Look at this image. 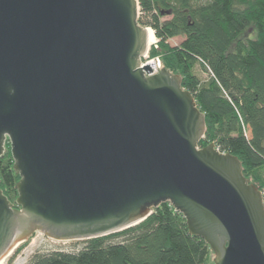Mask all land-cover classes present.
<instances>
[{
	"label": "water",
	"instance_id": "obj_1",
	"mask_svg": "<svg viewBox=\"0 0 264 264\" xmlns=\"http://www.w3.org/2000/svg\"><path fill=\"white\" fill-rule=\"evenodd\" d=\"M139 0H0V263L42 232L87 240L170 203L215 264H264V195L211 143L183 78L142 66Z\"/></svg>",
	"mask_w": 264,
	"mask_h": 264
},
{
	"label": "trees",
	"instance_id": "obj_2",
	"mask_svg": "<svg viewBox=\"0 0 264 264\" xmlns=\"http://www.w3.org/2000/svg\"><path fill=\"white\" fill-rule=\"evenodd\" d=\"M140 23L159 40L150 57L182 76L205 114L200 147L237 156L264 195V0H139ZM183 40L176 46L169 41ZM200 67L207 75L197 74ZM0 157V189L15 208L20 176L10 144ZM74 250L35 254L29 264H213L214 251L164 203L141 223L81 240Z\"/></svg>",
	"mask_w": 264,
	"mask_h": 264
},
{
	"label": "rangeland",
	"instance_id": "obj_3",
	"mask_svg": "<svg viewBox=\"0 0 264 264\" xmlns=\"http://www.w3.org/2000/svg\"><path fill=\"white\" fill-rule=\"evenodd\" d=\"M183 40V37H176L169 41L171 46L178 45ZM159 40L157 39L156 42L150 46L149 52L152 48H158ZM150 56V54H149ZM148 59H143V62L147 61ZM197 74L201 78H206V73L200 68H197ZM84 244L81 240L75 241H68V242H61L56 241L47 237L42 232H36L32 237L20 243L9 256H7L2 262L3 264H29L32 257L37 253H45L52 250H74L76 248L82 247ZM213 254L212 263H214Z\"/></svg>",
	"mask_w": 264,
	"mask_h": 264
},
{
	"label": "built area",
	"instance_id": "obj_4",
	"mask_svg": "<svg viewBox=\"0 0 264 264\" xmlns=\"http://www.w3.org/2000/svg\"><path fill=\"white\" fill-rule=\"evenodd\" d=\"M148 59L147 61L143 62L142 66L149 64V67H151L152 71L148 72L147 75H154L158 72H160L161 65L163 66L162 59L159 56L150 57L149 51L145 54L143 59Z\"/></svg>",
	"mask_w": 264,
	"mask_h": 264
},
{
	"label": "bare ground",
	"instance_id": "obj_5",
	"mask_svg": "<svg viewBox=\"0 0 264 264\" xmlns=\"http://www.w3.org/2000/svg\"><path fill=\"white\" fill-rule=\"evenodd\" d=\"M156 40L157 39H156L154 31L151 28H149V30H148V44H149V46L153 45L156 42ZM0 264H3V262H1Z\"/></svg>",
	"mask_w": 264,
	"mask_h": 264
}]
</instances>
